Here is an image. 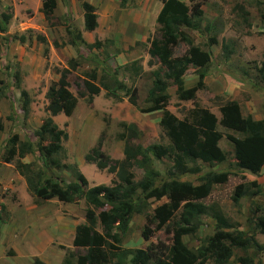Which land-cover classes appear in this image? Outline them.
Instances as JSON below:
<instances>
[{
  "label": "rangeland",
  "instance_id": "obj_1",
  "mask_svg": "<svg viewBox=\"0 0 264 264\" xmlns=\"http://www.w3.org/2000/svg\"><path fill=\"white\" fill-rule=\"evenodd\" d=\"M84 1L93 4L97 13L98 27L93 31L84 28ZM182 1L188 5L201 4L203 28L191 35L196 45L212 53L205 86L197 90L195 101L178 98L175 85L166 77V68L149 54L150 41L158 35L157 16L162 0H127L126 5H121L120 0H58L50 19L41 12L42 0H0V16L4 12L13 14L9 32H0V120L4 124L0 131V209L4 204L9 213V219L0 231V264H34L36 258L48 264H63L65 256L77 253L73 240L76 227L85 223L87 208L93 207L97 214L107 208L88 205L85 199L64 203L53 198L36 204L15 163L3 161L10 146L8 141L15 134L22 140L36 141L34 131L50 116L46 109L48 88L58 80L59 70L69 67L70 59L78 61V66L68 76L69 89L78 97V103L72 115L60 113L53 117L68 133V138L63 141L65 151L57 158L66 164H76L90 187L112 186L113 180H118L116 174L99 169L95 163L87 162L85 156L99 146L114 159L124 158L125 140L120 136L124 132L123 122L136 123L142 132L138 138L130 139V143L143 147L155 143L170 146L160 125L163 111L145 110L151 106L149 90L156 73L168 85L170 100L167 108L179 118L188 116L198 104L210 109L220 120V105L233 100L240 104L244 116L264 118V76L260 72L264 63V0ZM206 25L213 27L212 30L207 31ZM67 27L80 29L94 47L73 46ZM214 34H217L218 42L209 45V38ZM14 35H25L26 41L12 38ZM38 35L45 36L47 41L39 40ZM223 43L232 50L229 58L225 56ZM188 48L186 42L181 41L173 48L174 55H181ZM115 69L119 79L129 88H137V106L129 102L126 91L107 92L102 88L92 102L87 96L80 95V91H85L83 80L89 78L90 73L96 71V83L100 84L103 75L108 77ZM197 73L196 67H189L185 77L187 88L197 85ZM21 89H26L31 97L27 118L22 111ZM217 130L223 135L220 146L226 152L225 161L209 164L198 160L190 163L193 173L177 178L199 184V176L218 174L212 193L199 201L218 207L239 229H246L249 217L257 221L264 215V167L258 174L241 169L228 137L230 134L240 137L241 134L225 128L220 122ZM22 160L34 162L38 167L43 163L39 152L29 153ZM154 166L160 172L158 181L170 178L172 161L169 158L155 160ZM47 168L49 176L67 182L75 180L70 170ZM131 170L135 181L144 178L145 169L141 164L135 163ZM249 193L253 194L249 197ZM152 201L151 215L168 198ZM178 219L179 215L157 227L158 223L151 217L135 214L121 247L144 249L151 243H171L172 232L169 230ZM146 225L154 231L149 240L142 236ZM199 227L196 235L184 237L192 248L200 245L203 237L214 233L213 218L203 216ZM98 230L102 231L100 223ZM256 238L264 245V233H257ZM236 253L241 254L240 251ZM261 257L264 264V250Z\"/></svg>",
  "mask_w": 264,
  "mask_h": 264
},
{
  "label": "trees",
  "instance_id": "obj_2",
  "mask_svg": "<svg viewBox=\"0 0 264 264\" xmlns=\"http://www.w3.org/2000/svg\"><path fill=\"white\" fill-rule=\"evenodd\" d=\"M120 3L126 5L127 0H120ZM57 4L58 0H42L41 12L47 19L53 16ZM83 8L84 28L93 31L98 27L95 7L84 1ZM12 16L8 12L1 14L0 32H9ZM203 18L204 10L199 2L188 5L182 0H162L157 16L158 35L150 41L149 54L166 68V77L172 80L180 100H196L197 90L204 88V79L212 62L211 51L196 45L191 35L203 28ZM206 28L210 31L213 27L206 25ZM67 33L71 44L76 48L94 47V43L86 41L80 29L67 27ZM12 38L20 42L26 41L25 35H14ZM37 38L47 41L43 35H38ZM181 41L186 42L189 48L183 54L175 56L173 48ZM217 42V34L209 38V45ZM223 49L225 56L229 58L232 50L228 44L223 43ZM77 66L78 61L70 59L69 67L60 69L58 80L49 86L46 109L50 116L34 131L36 141L22 140L15 134L8 141L10 146L3 155L4 162L15 163L36 204L57 198L64 203H77L85 199L88 205L94 207L107 206L99 214L93 207L87 208L85 223L76 227L73 240L77 253L65 256L63 264H263L261 254L264 245L257 240L256 234L264 233V215L257 221L249 217L248 228L239 229L236 223L223 215L221 209L199 201L212 193L218 174L206 173L199 176V184L177 177L193 173L190 163L198 160L209 164L225 161L227 155L220 146L223 135L217 130L218 122L241 134L240 137L231 134L228 136L234 145L237 165L252 174H258L264 167V118L244 116L240 104L234 100L220 105V120L210 109L198 104H195L188 116L179 118L167 108L170 100L168 85L156 73V79L149 90L148 101L151 106L145 110L163 111L160 125L170 141V146L155 143L143 147L130 143V139L138 138L142 132L136 123L123 122L121 125L124 132L120 136L125 140L124 158L114 159L99 146L85 156L87 162L95 163L99 169H107L116 174L118 180L114 179L112 186L101 184L90 187L88 179L76 164H66L57 158V155L65 151L63 141L68 138V133L59 127L53 117L60 113L70 116L77 107L78 97L69 89L68 81V76ZM190 66L198 69V82L196 86L187 88L185 77ZM260 72L264 76V63ZM102 78L101 83L97 84L96 71L90 73L89 78L83 80L85 91H80V95L87 96L92 102L94 95L99 94L102 88L107 92L126 91L129 102L134 106L138 105L137 88H129L121 81L116 69L108 77L103 75ZM20 95L22 111L27 118L31 97L26 89H21ZM3 129L4 124L0 120V131ZM35 152L41 155V167L34 162L22 160L27 154ZM163 158L172 161L170 178L158 181L160 172L154 162ZM135 163L141 164L145 169V176L140 181H135V174L131 170ZM47 167L70 170L75 180L67 182L49 176ZM252 194L249 193V197ZM164 197L168 201L156 207L151 215L152 200H161ZM135 214L151 217L158 223L157 227L166 225L179 215V219L173 222V231L169 230L172 232L171 243L160 241L157 244L151 243L144 249L121 247ZM206 215L214 220V233L203 237L200 245L192 248L185 242L184 237L189 234L196 235L202 217ZM8 219L9 213L2 204L0 231L2 224ZM99 223L102 231L98 230ZM153 232V228L146 225L142 236L149 240ZM34 264L48 263L36 258Z\"/></svg>",
  "mask_w": 264,
  "mask_h": 264
},
{
  "label": "crops",
  "instance_id": "obj_3",
  "mask_svg": "<svg viewBox=\"0 0 264 264\" xmlns=\"http://www.w3.org/2000/svg\"><path fill=\"white\" fill-rule=\"evenodd\" d=\"M9 28H11V25H9Z\"/></svg>",
  "mask_w": 264,
  "mask_h": 264
}]
</instances>
